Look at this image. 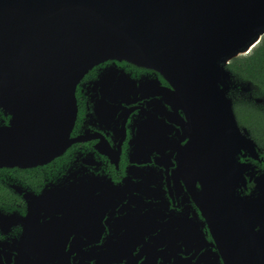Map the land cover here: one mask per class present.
<instances>
[{"label": "water", "instance_id": "95a60500", "mask_svg": "<svg viewBox=\"0 0 264 264\" xmlns=\"http://www.w3.org/2000/svg\"><path fill=\"white\" fill-rule=\"evenodd\" d=\"M263 36L264 0H0V108L11 115L10 123L0 126V167L43 164L76 141L71 132L78 116V85L95 66L120 60L152 68L169 86L153 77L148 90L164 95L171 105L169 115L180 119L169 117V123L163 122L166 128L159 119L153 127L138 120L130 149L139 164L138 157L145 153L156 158L175 156L178 164L173 174L182 178L179 189L191 194L204 221H193L185 214L177 229L159 226L160 232L150 233L169 241L170 248L179 242L172 240L175 237L191 244L183 241L177 251L167 252L172 255L169 258L166 247L154 243L148 246L150 252L154 250L153 257L147 251L141 262L140 257L130 256L125 264H190L193 257H197L195 264H209L212 247L218 249L214 252L219 264H264V196L260 192L264 171L255 178L253 192L241 195L245 171L254 166L240 156L258 159L259 153L251 131L238 120L234 107L238 94L233 91L241 85L254 87V93L257 87L229 67L234 58L250 53ZM103 70L97 82L85 83L91 101L104 103L101 110L114 108L110 86L117 82L123 85L131 80L135 93L145 85L142 79L125 78V71L114 63ZM104 82L109 85L101 96ZM257 101H264V95ZM110 149L114 148L103 152ZM108 182L110 198L119 189ZM142 189V196L155 197ZM233 206L235 212L250 209L246 238L234 231L238 224L231 214L228 219ZM217 210L223 218L219 222ZM201 225L210 229L212 241ZM113 230L110 227V237L117 236ZM227 237L234 243H228ZM90 245L91 250H101L88 260L122 262L114 259L120 243ZM194 245L196 250L188 257Z\"/></svg>", "mask_w": 264, "mask_h": 264}, {"label": "flooded vegetation", "instance_id": "af4514ba", "mask_svg": "<svg viewBox=\"0 0 264 264\" xmlns=\"http://www.w3.org/2000/svg\"><path fill=\"white\" fill-rule=\"evenodd\" d=\"M113 63L125 71V78L142 79L145 85L141 92L135 93L131 80L123 85L117 82V85L110 86V96L116 100L114 108L101 110L104 103L91 101L85 83L97 82L103 69ZM153 77L160 78L162 85L169 86L159 72L128 61L108 60L95 66L78 85V116L71 132L76 141H72L64 153L43 164L0 167V264H42L43 261V264H96L88 257L101 249L91 250L90 244L107 242L121 244L115 249L114 259L122 262L110 264H125L124 259L130 256L140 257V262L144 260L143 254L150 252L148 246L154 243L164 245V252L169 258L172 255L167 252L177 251L183 241L191 244L187 239L182 241V238L175 237L172 240L179 242L170 248L169 241L155 239L150 233L154 229L160 232L159 226L179 228L185 214L193 221H204L191 194L179 189L182 178L173 174L178 164L175 156L170 157L168 153L156 158L154 154L147 156L145 153L138 157L141 160L139 164L130 149L138 120L153 127L154 121L159 119V124L166 128L163 122L169 123V117L180 119L177 115H169L171 105L164 95H155L153 89L148 90L147 85L154 80ZM137 84L140 85V82ZM106 85L109 84L104 82L102 86L100 84V89L97 88L101 90V96ZM252 89L254 87H234L233 91L238 94L234 99L235 111L237 106L250 105L264 111V101H257L259 95L252 93ZM159 109L163 112L159 113ZM4 111L0 108V126L11 121V115ZM179 114L186 118L183 111L180 110ZM251 136L258 144L259 158L240 156L241 161H249L254 166L245 171V185L239 188L243 196L253 192L255 178L264 171V142H259L252 131ZM187 140L185 138L183 143ZM118 147L120 151H116ZM108 148L114 149L103 152ZM148 158L152 161L144 163ZM221 161L225 160L221 158ZM157 162L160 165H156ZM149 164L152 166H147ZM128 176L131 178L128 179ZM136 177L143 178V181L138 182ZM108 181L119 189L113 190L110 198L107 197ZM148 184L150 189H142ZM141 189L155 197L142 196L139 194ZM260 192L264 196V189ZM140 208L144 210L138 211ZM230 209L228 219L231 214L238 224V229L234 231L240 232V238H246L250 209L238 211V208V212H235L234 206ZM30 211L32 215L28 217ZM216 213V222L223 220L218 210ZM201 226L206 238L212 241L210 229L207 225ZM110 227H114L117 236H109ZM233 235L237 238L235 233ZM227 242L234 243V239L227 237ZM196 247H192L188 257L192 256ZM212 248L209 264H219L214 252L218 249ZM153 252H150L151 257L155 254ZM196 259L193 257L190 264H195Z\"/></svg>", "mask_w": 264, "mask_h": 264}, {"label": "trees", "instance_id": "16d2710c", "mask_svg": "<svg viewBox=\"0 0 264 264\" xmlns=\"http://www.w3.org/2000/svg\"><path fill=\"white\" fill-rule=\"evenodd\" d=\"M229 67L236 76L251 80L256 85L255 95H264V36L250 53L234 58ZM236 110L240 124L251 129L253 136L263 143L264 130L258 127L264 125V111L252 105L237 106Z\"/></svg>", "mask_w": 264, "mask_h": 264}, {"label": "rangeland", "instance_id": "374dc122", "mask_svg": "<svg viewBox=\"0 0 264 264\" xmlns=\"http://www.w3.org/2000/svg\"><path fill=\"white\" fill-rule=\"evenodd\" d=\"M246 55H247V54H246ZM261 127H262L261 129H259V128H258V129H259V130H264V125H261Z\"/></svg>", "mask_w": 264, "mask_h": 264}]
</instances>
